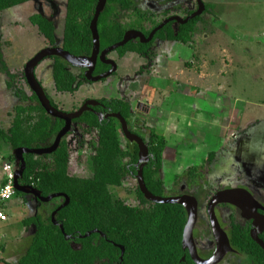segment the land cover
Listing matches in <instances>:
<instances>
[{"label":"trees","instance_id":"obj_1","mask_svg":"<svg viewBox=\"0 0 264 264\" xmlns=\"http://www.w3.org/2000/svg\"><path fill=\"white\" fill-rule=\"evenodd\" d=\"M34 0H0V12ZM98 0H67L63 22L61 48L75 57H89L92 51L90 22ZM205 11L185 25L170 23L158 31L156 40L171 41L183 45L194 42L195 36L209 26L206 16H211L214 6L204 4ZM131 12L133 25L123 23V14ZM170 11H166V15ZM186 16L190 12L185 13ZM159 15L142 11L134 0H107L100 14L97 30L100 50L121 42L129 29H139L146 37L160 24ZM29 23L50 46L55 45L54 23L42 15L29 17ZM144 22L151 24L145 30ZM151 43L130 42L116 50L119 57L133 52L149 55ZM52 80L57 93H74L82 85L83 75L76 76L71 66L58 57L52 58ZM108 66L97 63L94 75L103 73ZM0 73L4 75L5 89L17 100L6 111L9 124L0 127V139L8 150V164L15 163L13 152L18 148L45 149L52 145L64 122L48 116L36 96L27 94L0 57ZM82 73V71H81ZM51 105L58 109L51 101ZM102 113L120 114L129 131L142 139L147 146L150 160L143 169V180L153 196L166 198L178 196L165 189L162 176L163 154L167 146L165 137L158 135L131 111V104L124 100L101 99ZM74 135V139H69ZM72 140L76 144L71 148ZM88 151L83 153L82 151ZM77 153V155H75ZM88 153V154H87ZM214 154L208 155L211 161ZM87 164L89 177L71 175V162ZM208 160H205L208 161ZM25 171L19 184L33 187L41 197L64 194L69 204L55 215L58 226L51 222V214L64 202L63 198L49 203L35 202L32 196L15 193V197L34 201V216L22 221L25 230L33 229L29 245L14 264H119L120 250L124 248L121 264H191L187 252L182 249V237L187 221L185 209L180 205H161L147 201L140 193L135 176L138 162L136 144L127 142L121 135L120 124L115 119L99 122L97 116L86 112L72 122L70 132L61 140L57 150L50 155H24ZM204 166L185 169L181 178L191 189L201 187ZM135 184L137 205L132 206L116 197L111 189H119L125 183ZM177 184V180L175 181ZM2 209V208H1ZM63 227L66 239L59 229ZM98 230L87 238H79ZM230 244L244 254L253 264H264V251L250 238L249 228L232 224L227 231ZM264 241V234L261 236ZM7 257L6 248L0 253ZM15 255V254H14ZM185 257V262L181 259ZM3 258H0V262Z\"/></svg>","mask_w":264,"mask_h":264},{"label":"rangeland","instance_id":"obj_2","mask_svg":"<svg viewBox=\"0 0 264 264\" xmlns=\"http://www.w3.org/2000/svg\"><path fill=\"white\" fill-rule=\"evenodd\" d=\"M135 1L142 9L159 10V0ZM203 1H212V3L221 5H215V12L219 14V17L214 20L213 17H206L205 21L210 22L211 25L209 24L204 28V31L195 36V39L200 41H202L203 34L207 37L208 52L212 53L211 56L213 55L211 57L208 54V57L204 59L208 64V73L210 71L207 80H197V84L201 87V95L196 96L195 99L176 96L177 92H173L175 84L169 82V90L173 93L169 94L168 91L167 96H164V106L162 101L160 102L163 107L157 103L154 104V114L148 120V124H151L157 133L164 136L168 142L161 176L168 193L188 190L186 180L181 178L182 171L190 165L206 164L205 159H207L209 151L218 147L222 141L219 150L214 152L212 161L207 162L205 167V179L209 183L211 193L215 190L218 182L233 177L239 170L241 173L243 166L240 160H236L241 153V158L242 156L252 158L251 161L243 162L246 169H256V172L259 173L264 172V0ZM66 2L67 0H34L0 12V57L9 71L16 75L19 84L23 86L28 95L31 94V91L24 78V67L45 44L37 29L28 22V18L35 14L50 18L55 26V40L59 47L62 41ZM157 46L165 45L158 43ZM136 58L133 54L128 55L127 66L126 63L120 65L121 72L127 68L124 75L134 73L138 69L135 63ZM35 73L38 76L43 74V83H52L50 59L42 61L36 67ZM185 77L188 76L185 75ZM4 78V75L0 73L1 128L7 127L9 124L6 111L17 103V100L6 91ZM192 81L195 84L194 80ZM112 82L108 80L107 82L87 83L74 94L61 93L55 98L50 90H47V94L56 102L60 101L59 107L61 105L65 110H68L73 105L75 108L80 106L86 100L114 97L115 90L111 86ZM131 88H134L136 94L131 102L134 106L140 97H138V93L141 84L131 86ZM208 88L213 96L211 98L206 96ZM227 99L231 106L222 107L225 110L229 107L228 118H226L227 113L219 109V106ZM208 101L211 102L210 109L213 112L210 115L201 110L199 115L204 117L208 114V117L217 118L218 124L221 125L219 129L210 130L205 126L199 129L201 128L200 123L198 126L186 122L183 124L182 120L178 123L171 122V113L188 115L197 106L200 109L206 108ZM235 110L238 114L235 113ZM139 119L142 120L140 117ZM247 136L249 139L246 140ZM175 137H177L176 141L182 142L177 144ZM239 142H242L243 145L250 144V148L247 147L243 151H239L240 155L237 149ZM203 145L208 146L204 147ZM175 151H178L182 157L177 158ZM86 152L88 151L85 150V154ZM8 154L6 146L0 139L1 182L5 181L7 176L5 167L9 163L6 159ZM78 167L76 168L74 165V175L84 178L90 176L87 164L78 165ZM176 180L177 184H175ZM134 189V182L125 183L122 188L111 189V192L116 197L135 206L137 200ZM19 198L14 196L9 203L11 211L8 221L0 222V246L6 248L5 253L8 257L4 252L0 253V258H3L0 264H13L16 257L23 255L29 245L31 232L24 233L22 225L23 219L29 216V210L19 205ZM200 216L207 226L208 220L204 205ZM12 253H15L16 256Z\"/></svg>","mask_w":264,"mask_h":264},{"label":"water","instance_id":"obj_3","mask_svg":"<svg viewBox=\"0 0 264 264\" xmlns=\"http://www.w3.org/2000/svg\"><path fill=\"white\" fill-rule=\"evenodd\" d=\"M196 1L197 10L189 17L185 19H182L178 16L169 18L162 22L154 30H152V32L147 38L140 32L129 31L125 33L121 42L100 52V41L97 30V24L100 14L105 8L107 0H98L97 5L95 7L93 19L90 22L92 51L89 57H75L70 53L64 51L60 47H53L41 50L25 64L24 78L31 93L36 96L40 106L43 108L45 113L52 118H56L63 121L64 126L56 135L50 147L37 150L18 148L13 152V156L15 158L13 186L16 192L27 196H32L35 202L49 203L53 199L63 198L64 202L51 214V222L54 226H58V223L55 221L56 213L69 204V198L64 194H53L46 198H43L33 187L20 185L19 180L22 178L26 167L24 155L31 154L36 156H42L54 153L59 147L61 140L70 132L72 122L80 118L84 113L92 112L97 116L99 122H101L103 119L117 120L120 124L121 133L124 138L129 143L136 144L138 148V162L136 164L137 174L135 176V179L137 182L138 189L143 195V197L151 203L161 205H180L185 209L187 214V221L183 231L182 249L183 251H188L191 260L195 264H218L228 252L232 251L228 237L226 233L222 230L215 214V208L219 205H229L236 208L240 211V215L244 220L251 222L250 237L252 241H254L264 251V242L259 239V235L264 232V207L260 205L248 191L244 189H232L216 193L210 198L207 203L206 213L208 216L209 224L211 227V233L215 241L216 248L210 259L201 260L197 255L193 239V230L198 219L197 200L190 195L161 198L153 196L150 192H148L143 180V169L150 160L148 148L141 138L132 134L129 131L126 121L120 116V114L103 115L95 113L93 111V108L99 105L97 101H87L77 111L72 113H66L57 110L51 105L50 100L46 96L42 86L38 82L35 75V69L41 61L48 57H58L68 63L71 67L85 70L84 76L89 82H98L102 79H105L112 75L116 70L115 63L113 61L106 60V56L109 53L116 51L117 49L125 46L127 43L133 40H139L141 44H147L151 42L154 35L170 22H175L179 25H185L192 19H195L196 17L200 16L205 10V6L202 0ZM98 60L103 64L109 65L111 69L105 74L93 77V72L95 70L96 63ZM59 229L66 239H70V237L64 234V230L61 225H59ZM94 233L100 234L102 237H104V235L101 234L98 230H94L88 232L84 236H79V238H87ZM115 246L120 250L119 264H121L124 255V248L117 245ZM184 261L185 259L182 258L181 262Z\"/></svg>","mask_w":264,"mask_h":264},{"label":"flooded vegetation","instance_id":"obj_4","mask_svg":"<svg viewBox=\"0 0 264 264\" xmlns=\"http://www.w3.org/2000/svg\"><path fill=\"white\" fill-rule=\"evenodd\" d=\"M202 2L205 4V1L202 0ZM135 3H136V1H135ZM158 4H159V10L158 11H152V10L142 9L136 3L137 7L139 9H141L142 11H146V12H149V13H153V14L159 15L158 20H160V24L162 22H164L165 20H167L169 18H172V17H176V16H178V17H180L182 19H185V18L189 17L191 14H193L197 10V1L196 0H159V3ZM166 11H170V12L166 15L165 14ZM186 12H190L191 14L188 15V16H186V14H185ZM127 13H129V14H127ZM203 14H204V12L200 16H202ZM127 15H129V16H127ZM200 16H198V17H200ZM123 17H124V19L122 20L123 23L128 24L129 26L133 25L132 23L135 21V18L131 15V12L124 13L123 14ZM64 18H65V16H64ZM47 19H48V17H47ZM128 19H131L132 22H129L131 20L128 21ZM48 20L51 21L50 18ZM28 22H29V20H28ZM170 23H175V22H170ZM170 23H168V24H170ZM168 24H166L165 26H167ZM150 26H151V24L148 23V22H144L142 24V27L145 30L149 29ZM129 31H136V32L142 33L139 29H135V28L129 29L125 33L129 32ZM153 39H154V37H153ZM153 39H152V41H153ZM44 41H45L44 43L46 45L44 44V47L42 49H40L38 52H40L41 50H43L45 48L58 47L57 44H56V40H55V45L54 46H50L45 39H44ZM152 41L149 42V43H151V46H150V50H149V55H147V56H142V55H139V54L130 52V53L125 54L123 57H119L117 55L116 51L111 52V53H109L106 56V60L113 61L115 63L116 70H115V72L112 75H110L109 77H107L105 79H102V80H100L98 82H102V81L107 82L108 80L113 81L111 83V86L114 87V90H115L114 96L115 95H117V96H121L122 95L123 98L121 97V99H118L116 97H111V98H98V99H94V100H86L80 106L78 105L76 108L73 107V109H71V111L70 110L69 111H63L58 105H56L53 102L57 106V108H58L57 110H60L62 112H66V113H72V112L77 111L87 101H97L99 103V100H101V99H116V100H124V101L129 102L131 104V111H132V103L127 99L128 93L131 94V95H135V93H134L135 90H132L131 86L137 85L138 82H139V80L141 78L142 79H145V81L147 80L148 77L154 78L156 76L155 67L157 65V60L161 61L162 56L165 57V58H169L171 56V54L169 53L167 46H169L170 43L171 44L172 43H175V42H171V41H160V40H156L154 42H152ZM131 42H133V43H137V42L140 43L139 40H133ZM149 43H147V44H149ZM158 43H164L165 46H159L158 47L157 46ZM61 45H62V41H61V44H59V47L60 48H61ZM144 45H146V44H144ZM166 49H167V51H166ZM164 51H165V54L164 53H161V52H164ZM100 52H101V50H100ZM132 54L135 55V57H137L136 60H135V63L137 64L138 69L134 73H131L129 75L128 74L124 75L125 74L124 72L127 71V68H125L124 71L121 72L120 65L121 64L124 65L126 63V66H127V57H128V55H132ZM52 58H54V57H48L46 59H50L52 65H53ZM98 62H100V61L98 60L97 63ZM97 63H96V66H97ZM101 64H103V63H101ZM52 65H51V68H52ZM103 65L108 66V69L106 71H104L103 73H101V74H105L108 71H110V69H111V67L109 65H106V64H103ZM71 68L74 69V70H72V72L76 76H78L80 74L83 75V78L80 79L82 81V85L79 87V89L84 84H87V83H97V82H89V81L86 80V78L84 76L85 70L78 69V68H74V67H71ZM95 69H96V67H95ZM81 71H82V73H81ZM94 72H95V70H94ZM94 72H93V77H97V76L101 75V74L94 75ZM77 91H75V92H77ZM125 92H127V93H125ZM74 93H71V94H74ZM46 96H47V94H46ZM48 99L51 100L49 97H48ZM138 104L139 103L137 102L135 104V107ZM97 108L102 109V105L100 103H99V105L97 107H94L93 108V111L95 113H97V114L99 113V114H103V115L112 114V113H102V112H98V111L95 110ZM140 108H141V106H140ZM90 113H92V112H90ZM137 119L140 120L139 118H137ZM103 120H108V119H103ZM121 135H122V133H121ZM73 137H75V136L72 135V136L69 137V139H71V138L74 139ZM122 137L124 138L123 135H122ZM75 142H76L75 140H72L71 143L69 142V144H71V148L75 146V144H76ZM247 147L250 148V144L249 143H246V144L243 145L242 142H239L238 145H237L238 154H239V151H243V149L244 148H247ZM238 154H237V158H238ZM241 155H242V153H241ZM241 155H240V157L238 159H236L238 161L240 160L241 165L243 166V168L241 169V173H240V170H239V172L236 173V175H234L233 177H229V178H226L225 180H221V182H218L216 184L215 190L212 193H211V189H209V183L205 179V170L206 169H204L203 172H202L204 178L200 181L201 187H198V186L197 187H194L193 186L191 189H189L186 186L188 190H186L185 192L184 191H181V192L179 191L177 193L178 196H181V195H190V196L194 197L197 200V202H198V219H197L196 225H195L194 230H193V239H194V244H195V247H196L197 255H198V257L201 260H208V259H210V257L213 255V253L215 251V248H216L215 241H214L213 236H212V233H211V227H210V224H209V220H208L207 213H206V216H207V220H208V224H207L208 227L206 226V224L204 223V221L201 219V216H200L201 209H202L203 205L205 206V211H206L207 203H208V201L210 200V198L213 195H215L218 192H223V191H226V190L244 189V190L248 191L252 195V197L260 205H262L264 207V186L259 183L261 181L264 182V172L259 173V172H256V169H250V170L249 169H246V167L244 166L243 162L244 161H247V160H251L252 158H244L242 156V158L244 159L243 160L241 158ZM215 214H216L217 220H218V222H219L222 230L226 233L227 237H228L227 231L229 230V228L231 227L232 224L238 225V226H240L242 228L248 227L249 228V236H250L251 222L244 220L241 217V215H240V211L237 210L236 208H234L232 206H229V205H219V206H217L215 208ZM263 234H264V232L259 235V239L260 240H262L261 239V236ZM228 240H229V237H228ZM229 244H230V240H229ZM230 247H231L232 251L231 252H228L218 264H225L227 262H229L230 264H253L244 254H242V253L236 251L234 248H232L231 244H230ZM185 252H187V254L189 256L188 251L185 250ZM183 258L185 259V257H183ZM189 259H190V263L191 264H195L191 260L190 256H189Z\"/></svg>","mask_w":264,"mask_h":264},{"label":"crops","instance_id":"obj_5","mask_svg":"<svg viewBox=\"0 0 264 264\" xmlns=\"http://www.w3.org/2000/svg\"><path fill=\"white\" fill-rule=\"evenodd\" d=\"M205 3L211 4L214 6V9L211 10L212 13H211L210 17H213V20H214V18H218L219 14H217L215 12V7H216L215 5H221V4L212 3V1L205 2ZM209 24H210V22H209ZM210 32L212 33V30ZM201 38H202V41L194 38V42L189 44V45H183L180 43H172V44L170 43L169 46H167V48H168V51L171 54V56L169 58H165L162 56L161 61L157 60V65L155 67L156 76L154 77V79L148 77L147 80L145 81V79L141 78L138 82V84H141V89H140V92L138 93V97L140 96L139 100H138L139 104L136 107H135V105L133 106V104H132V112L137 118L140 117L142 119V121H144L146 123V126L152 128L156 133H157V131L154 129V127L151 124H148V120L154 114V110H153L154 104L157 103L161 107L164 106V102H163L164 96L165 97L167 96L168 91H169V94H172L173 92H177L176 96H181L184 98L189 97L192 99H195L196 96L198 97L201 95L200 94L201 87L197 83L199 80H202V81L207 80L206 78L209 75L210 71L208 73V71H207V65L208 64L204 59H205V57H208L207 56L208 54H210V56L212 54V53L208 52L207 37L204 36V34H203V36ZM166 51H167V49H166ZM161 53L165 54V51L161 52ZM211 57H213V55ZM51 65H52V63H51ZM35 75H36L37 80L42 85L46 94H47V90H50V92L52 93L54 98L57 97L58 94H61V93L56 92V90L54 88L53 80H52V83L50 82V83L45 84L42 81L43 74H40L38 76V74L35 73ZM185 75H187L188 77H185ZM192 80H194L195 84L192 83L193 82ZM169 82H174V84H175V88L172 87L174 90L173 92L169 90V87H170L168 85ZM47 87H48V89H47ZM132 90H134V88ZM209 90H210V88L207 89L206 96L208 98H211L213 96ZM193 92H194V94H193ZM125 93H127V92H125ZM164 93H166V94L164 95ZM47 96L56 105H58V103L60 102V101L56 102L48 94H47ZM131 96H134V97L132 98ZM135 96H136V94L131 95L128 93L127 99L130 102H132V99H134ZM114 97H116L118 99H121V97L123 98L122 95L121 96L115 95ZM161 101L163 103L162 104L163 106L160 103ZM229 105L231 106V104L229 103V101L227 99V100H224L223 103L219 106L220 107L219 109L221 111H223L224 113L225 112L227 113L226 118H228V113H229L228 109L230 107ZM140 106H141V108H140ZM222 106H224V107L229 106V107L225 110ZM72 107H70V108H72ZM213 107H215V106H213ZM60 108L63 111H69V110L71 111L70 108L68 110H65L63 108V106H61V105H60ZM210 108H211V102L208 101V103L206 104V108L203 107V109L202 108L200 109L197 106V108L195 110L192 109V111L190 113H188V115L187 114H184V115L179 114L178 115V114L171 113V115H170L171 116V122H177L178 123V122H181V120H182L183 124L186 122V123H191L194 125L196 124L197 126L200 123L199 125H201V128H199V129H202V126H205L206 128H210V130H217L221 126L218 124L219 121L217 120V118L208 117L209 116L208 114H207V116H204V117L199 115V111H201V110H203V112H207L211 115V112H213V111H211ZM215 109H217V108L215 107ZM235 113L238 114V112L236 110H235ZM164 123H166V122H164ZM205 127H203V128H205ZM157 134L160 135L159 133H157ZM242 135H243V133H242ZM160 136H162V135H160ZM176 138L177 137H175V142H177V144L182 142V141H180V142L176 141ZM247 139H249V136L246 137V140ZM221 143H223V141L220 142L218 147L216 146V148H214L212 151H209V152L214 154V152L219 150ZM167 146H168V142H167ZM167 146H166V148H167ZM203 146L206 147L208 145H203ZM176 152H177L176 157L181 158L182 156H180V153H178V151H175V153ZM83 153H85V150ZM164 153H165V151H164ZM210 153H208V155ZM75 155H77V153ZM208 155H207V159H205V160H208ZM173 159H174V157H173ZM163 160H164V154H163ZM211 161H209V160L206 161V164H207V162H211ZM249 161H251V160H249ZM206 164L204 166V169H206L205 168ZM74 165L76 168L78 167V165L75 162H73V160H72L71 166L69 169V173L71 172L70 173L71 175H74V172H73ZM200 165H203V164H200ZM200 165H198V166H200ZM191 166H193V165H190L189 167H191ZM189 167H187V168H189ZM187 168H185V169H187ZM162 173H163V169H162ZM1 179L2 178H0V181H1ZM259 183L264 186V182L261 181ZM19 199H20L19 205L29 210V216L28 217L34 216V214L36 212V206H35L34 201L31 200L30 198H27V197L26 198H19ZM9 203L3 208V212L8 218H9V212L11 211L10 210L11 206ZM7 221H8V219H7ZM28 231L31 232V235L33 234L32 228H30L28 230H25V228H24V233L28 232ZM1 247L2 246H0V248ZM12 254H15V253H12Z\"/></svg>","mask_w":264,"mask_h":264},{"label":"built area","instance_id":"obj_6","mask_svg":"<svg viewBox=\"0 0 264 264\" xmlns=\"http://www.w3.org/2000/svg\"><path fill=\"white\" fill-rule=\"evenodd\" d=\"M5 169L7 174L6 179L3 182L0 181V222L2 223L8 219L3 212V208L13 199L16 193L13 186L15 167L13 164H7Z\"/></svg>","mask_w":264,"mask_h":264}]
</instances>
